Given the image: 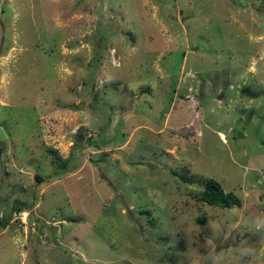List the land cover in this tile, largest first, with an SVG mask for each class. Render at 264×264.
<instances>
[{
	"label": "rangeland",
	"instance_id": "obj_1",
	"mask_svg": "<svg viewBox=\"0 0 264 264\" xmlns=\"http://www.w3.org/2000/svg\"><path fill=\"white\" fill-rule=\"evenodd\" d=\"M0 264H264V0H0Z\"/></svg>",
	"mask_w": 264,
	"mask_h": 264
},
{
	"label": "trees",
	"instance_id": "obj_2",
	"mask_svg": "<svg viewBox=\"0 0 264 264\" xmlns=\"http://www.w3.org/2000/svg\"><path fill=\"white\" fill-rule=\"evenodd\" d=\"M69 164L70 159L55 161L54 166L58 169L57 174H65L70 171L73 167ZM38 178L39 177L37 176V179ZM201 198L208 204L221 208H227L240 204L239 197L233 192H226L221 183L214 178H211L206 182V187L201 192ZM7 221L9 222V219L2 222L3 227L6 223H8Z\"/></svg>",
	"mask_w": 264,
	"mask_h": 264
}]
</instances>
